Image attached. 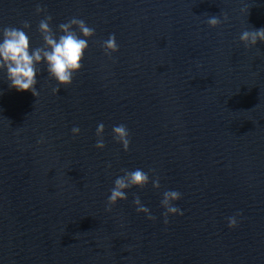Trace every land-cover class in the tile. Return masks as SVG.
Listing matches in <instances>:
<instances>
[{"label":"water","instance_id":"water-1","mask_svg":"<svg viewBox=\"0 0 264 264\" xmlns=\"http://www.w3.org/2000/svg\"><path fill=\"white\" fill-rule=\"evenodd\" d=\"M37 3L54 30L76 16L96 33L58 92L46 73L37 97L0 77V264H264V43L238 39L264 26V0H0V24L29 21L33 47ZM221 13L227 23L204 22ZM109 33L113 58L99 46ZM119 123L127 152L112 139ZM137 167L161 188L133 187L107 210L115 177ZM165 189L184 210L167 224Z\"/></svg>","mask_w":264,"mask_h":264},{"label":"clouds","instance_id":"clouds-1","mask_svg":"<svg viewBox=\"0 0 264 264\" xmlns=\"http://www.w3.org/2000/svg\"><path fill=\"white\" fill-rule=\"evenodd\" d=\"M35 13L43 17L39 20L37 31L42 39V44L33 47L31 37L27 30L31 29V23L27 20L22 22L21 27L0 24V77L7 81L8 88L17 92L30 91L35 97L39 95L38 77L43 73L56 81V86L52 91L58 92L61 85H69L73 82L75 74L82 68L83 58L90 47V39L95 35L96 29L88 25L87 21L73 16L66 21L59 23L54 30L52 27L53 17L47 12L46 6L37 3ZM227 14L207 15L205 23L210 28L227 23ZM239 41L247 49L255 47L258 42L264 43V26L259 28H245L238 37ZM103 53L109 58L119 50L115 33H109L107 38L99 42ZM2 92V90H0ZM105 124L101 121L97 123L95 135V147L104 149L106 144L103 138ZM73 136L79 135L81 129L79 125L71 128ZM112 139L121 145L127 152L130 149V131L126 124L119 123L112 126ZM108 167H111L109 164ZM121 175H117L113 180L112 187L107 195L106 209L111 210L118 201L128 199V191L133 187L143 188L149 183L153 189L161 188V181L155 175L154 169L145 171L143 168H123ZM149 173H153L150 176ZM160 206L163 222H169L170 215H183L184 210L175 201L182 197V193L175 189H165L161 193ZM135 211L144 213L148 219H156L151 209L142 202L139 195H135L132 200ZM242 212L237 211L234 215L227 217V226L235 228L238 225L237 217Z\"/></svg>","mask_w":264,"mask_h":264}]
</instances>
